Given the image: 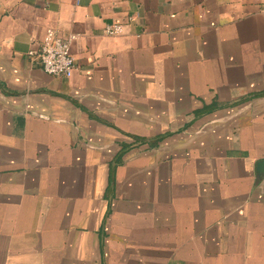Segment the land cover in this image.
Segmentation results:
<instances>
[{
    "label": "crops",
    "instance_id": "crops-1",
    "mask_svg": "<svg viewBox=\"0 0 264 264\" xmlns=\"http://www.w3.org/2000/svg\"><path fill=\"white\" fill-rule=\"evenodd\" d=\"M261 159L264 0H0V264H264Z\"/></svg>",
    "mask_w": 264,
    "mask_h": 264
},
{
    "label": "built area",
    "instance_id": "built-area-1",
    "mask_svg": "<svg viewBox=\"0 0 264 264\" xmlns=\"http://www.w3.org/2000/svg\"><path fill=\"white\" fill-rule=\"evenodd\" d=\"M124 31V24L119 21L109 23L105 33L120 34ZM75 34L62 37L52 28H48L44 37L33 47L28 54L34 57L43 70L54 76L70 77L76 68V60L72 53V43Z\"/></svg>",
    "mask_w": 264,
    "mask_h": 264
},
{
    "label": "water",
    "instance_id": "water-1",
    "mask_svg": "<svg viewBox=\"0 0 264 264\" xmlns=\"http://www.w3.org/2000/svg\"><path fill=\"white\" fill-rule=\"evenodd\" d=\"M257 170L264 173V159L258 161Z\"/></svg>",
    "mask_w": 264,
    "mask_h": 264
},
{
    "label": "trees",
    "instance_id": "trees-1",
    "mask_svg": "<svg viewBox=\"0 0 264 264\" xmlns=\"http://www.w3.org/2000/svg\"><path fill=\"white\" fill-rule=\"evenodd\" d=\"M162 137H163V136L156 137V139H155V140H156V141H158V140H159L160 138H162ZM150 143H151V144H153L154 142H153V141H151Z\"/></svg>",
    "mask_w": 264,
    "mask_h": 264
}]
</instances>
